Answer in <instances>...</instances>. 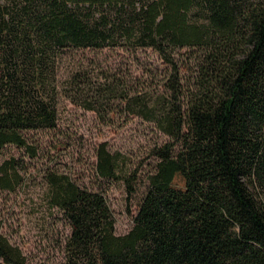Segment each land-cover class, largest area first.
<instances>
[{"label":"trees","instance_id":"obj_1","mask_svg":"<svg viewBox=\"0 0 264 264\" xmlns=\"http://www.w3.org/2000/svg\"><path fill=\"white\" fill-rule=\"evenodd\" d=\"M116 47L154 51L160 90L129 96L100 84L101 94L164 139L124 235L102 190L49 175L70 235L61 261L39 264H264V0H0V152L11 145L36 158L25 133L57 127L65 56ZM73 66L74 97L82 77ZM95 161L97 178H121L134 195L118 153L102 145ZM19 179L6 161L1 188ZM0 264H27L1 232Z\"/></svg>","mask_w":264,"mask_h":264},{"label":"rangeland","instance_id":"obj_2","mask_svg":"<svg viewBox=\"0 0 264 264\" xmlns=\"http://www.w3.org/2000/svg\"><path fill=\"white\" fill-rule=\"evenodd\" d=\"M65 57L59 70L64 87L56 101L57 127L25 133L38 156L30 159L24 149L11 145L0 152V177L10 159L16 161L20 176L13 191L0 186V232L19 248L27 264L61 261L70 235L62 212L50 201L49 175L67 176L80 189L102 190L114 215V232L124 235L132 227L146 174L153 166L151 149L164 139L153 122L131 114L126 102L102 95L99 88L112 85L129 96L159 91L165 68L154 51L116 47L74 50ZM73 65L82 77L80 93L74 97L65 81ZM90 100L97 102L96 111L86 109ZM102 145L119 154L123 173L134 176V195L127 194L121 178L96 177L95 157Z\"/></svg>","mask_w":264,"mask_h":264}]
</instances>
